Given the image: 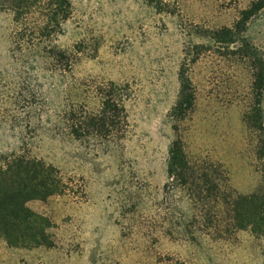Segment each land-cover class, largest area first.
<instances>
[{"label": "rangeland", "instance_id": "1", "mask_svg": "<svg viewBox=\"0 0 264 264\" xmlns=\"http://www.w3.org/2000/svg\"><path fill=\"white\" fill-rule=\"evenodd\" d=\"M45 1L20 20L0 1V169L37 158L65 191L28 202L53 245L0 237V264H264V232L233 219L239 194L264 192L262 132L249 121L264 123V92L244 56L264 58V7L236 27L264 0H70L47 36ZM225 27L236 43L213 38ZM182 70L195 101L179 118ZM110 94L126 113L100 133L91 115ZM178 137L188 184L169 174Z\"/></svg>", "mask_w": 264, "mask_h": 264}, {"label": "trees", "instance_id": "2", "mask_svg": "<svg viewBox=\"0 0 264 264\" xmlns=\"http://www.w3.org/2000/svg\"><path fill=\"white\" fill-rule=\"evenodd\" d=\"M14 8L16 20L25 17L31 7L38 0H0ZM153 2L154 0H150ZM45 20L43 30L52 32L58 30L63 21L70 16V0H46ZM264 7L263 2L254 3L244 10V17L238 22L237 28L246 25L247 20L259 9ZM213 38L218 42L234 44L235 30L225 27L214 32ZM248 49L246 40L240 49ZM244 56L248 58L254 69V90L260 98L264 92V58L256 51L246 50ZM181 90L173 114L182 118L193 107L195 93L192 89L190 78L185 71L180 72ZM258 105H260V100ZM117 112L122 120L126 113L124 102L110 94L104 98L102 109L91 115L96 131L110 133ZM255 119V118H254ZM253 126L262 132L258 157L263 162L264 172V123L261 120L249 119ZM169 174L182 184H188L189 179L194 178L190 174L192 169L183 140L178 137L172 144L169 159ZM208 174H204V177ZM202 177V176H201ZM204 177L200 178L203 179ZM65 191V184L59 175V170L37 158L20 156L9 162L6 168L0 169V237L11 247H35L41 245H53V240L48 232L50 220L42 214L32 210L28 202L33 199L45 200L48 197ZM233 219L239 228H249L253 233L264 232V192L251 194H239L233 200Z\"/></svg>", "mask_w": 264, "mask_h": 264}]
</instances>
